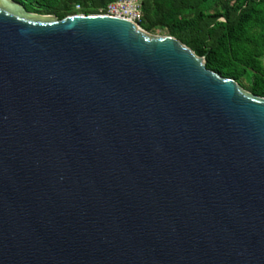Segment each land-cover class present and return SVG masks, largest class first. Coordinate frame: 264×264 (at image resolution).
Segmentation results:
<instances>
[{
	"label": "water",
	"instance_id": "95a60500",
	"mask_svg": "<svg viewBox=\"0 0 264 264\" xmlns=\"http://www.w3.org/2000/svg\"><path fill=\"white\" fill-rule=\"evenodd\" d=\"M0 264H264V97L130 20L0 0Z\"/></svg>",
	"mask_w": 264,
	"mask_h": 264
},
{
	"label": "trees",
	"instance_id": "16d2710c",
	"mask_svg": "<svg viewBox=\"0 0 264 264\" xmlns=\"http://www.w3.org/2000/svg\"><path fill=\"white\" fill-rule=\"evenodd\" d=\"M25 12L57 20L97 15L115 0H11ZM136 24L145 32L162 30L202 57L204 68L264 97V0H140Z\"/></svg>",
	"mask_w": 264,
	"mask_h": 264
},
{
	"label": "built area",
	"instance_id": "2783aa9c",
	"mask_svg": "<svg viewBox=\"0 0 264 264\" xmlns=\"http://www.w3.org/2000/svg\"><path fill=\"white\" fill-rule=\"evenodd\" d=\"M77 9L78 6L74 5L73 10ZM97 15L123 18L136 24L141 16L140 0H115L99 9Z\"/></svg>",
	"mask_w": 264,
	"mask_h": 264
},
{
	"label": "rangeland",
	"instance_id": "374dc122",
	"mask_svg": "<svg viewBox=\"0 0 264 264\" xmlns=\"http://www.w3.org/2000/svg\"><path fill=\"white\" fill-rule=\"evenodd\" d=\"M21 7V6H20ZM22 8V7H21ZM76 15H82L81 14V9L80 7H78L77 11H76ZM138 26V25H137ZM139 27V26H138ZM140 28V27H139ZM141 31H143L142 29H140ZM145 32V31H143ZM147 33L148 35H151V36H158V37H163V36H166V34L164 33V31L162 30H157V29H154L152 30L151 32H145ZM260 63L261 65L264 67V55H262L260 57Z\"/></svg>",
	"mask_w": 264,
	"mask_h": 264
}]
</instances>
